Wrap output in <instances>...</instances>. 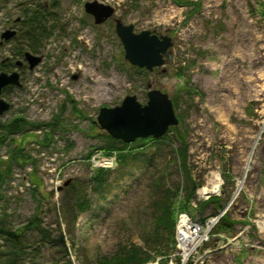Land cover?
Instances as JSON below:
<instances>
[{
	"label": "rangeland",
	"instance_id": "obj_1",
	"mask_svg": "<svg viewBox=\"0 0 264 264\" xmlns=\"http://www.w3.org/2000/svg\"><path fill=\"white\" fill-rule=\"evenodd\" d=\"M90 1L111 6L115 17L133 25L135 33L149 30L171 37L170 64L152 71L131 66L123 59L113 20L96 25L84 12L83 4ZM182 1L190 4L0 0V71H16L21 83L2 89L0 97L9 109L0 115V123L22 117L32 125L25 129L26 137L3 141L0 159H6L16 141L33 160L23 167L14 163L9 177L0 183V214L6 215L2 219L7 226L20 229L40 204L41 227L50 237L40 242V256L29 257L24 264H102L131 245L153 254L149 233L158 215L155 203L165 193L175 199L177 186V198L184 196L185 175L176 155L181 147L197 184L194 202L205 201L201 189L210 188L214 175L221 180L217 191L209 194L220 200L207 203L200 213L190 210L192 218L212 215L237 186L240 196H250L253 203L240 197L229 210L230 219L241 223V206L250 208L251 217L254 198L261 194L257 203L264 201V0ZM33 15L39 27L38 43L32 47L24 32L26 19ZM6 32L13 35L5 40L1 34ZM23 52L40 61L29 69ZM18 61L20 66L15 65ZM150 89L168 95L177 126L160 141L130 143V155L105 171L100 182H91L92 158L107 142L94 124L99 109L118 105L126 95L145 104ZM52 122L56 128L50 141L39 144ZM33 171L40 181L37 188L30 177ZM71 183L74 188L68 190ZM75 198L84 201L83 211L72 207ZM234 226L230 232L215 231L202 251L226 244L216 234L235 236L241 224ZM162 234L155 247L166 252L169 241ZM20 237L31 245L40 240L34 230ZM249 241L247 247L216 253L211 260L252 264L254 257L264 255V239L251 233ZM253 243L259 248H250ZM166 257L163 262L157 254L145 264H182L178 252Z\"/></svg>",
	"mask_w": 264,
	"mask_h": 264
},
{
	"label": "trees",
	"instance_id": "obj_2",
	"mask_svg": "<svg viewBox=\"0 0 264 264\" xmlns=\"http://www.w3.org/2000/svg\"><path fill=\"white\" fill-rule=\"evenodd\" d=\"M172 1L179 6L190 4L189 2H184L182 0ZM194 6L198 8L199 3H194ZM37 21L38 19L35 17V15L29 17V19H26L25 21L27 30L24 32V35L26 36V39L31 42L32 45H29L32 47L38 43L35 32V28L39 27ZM18 52L21 55V51L18 50ZM55 124V122L49 124L50 130L43 133L40 141H37L39 144L44 145L47 144L48 141H50L52 132L56 128ZM28 126L32 125H29L28 122H26L22 117H15L7 122L0 123V145H2L5 139H9L11 141L13 140V137L17 135H21L22 138L26 137L27 135L25 133V129H27ZM169 131L170 130L168 129L166 134H164L157 140L147 138L143 140H136L135 142L143 143L145 141H160L163 138H166ZM105 138L107 140L106 146L101 150L104 155H111L112 152H117L116 154L118 162L123 161L124 157L127 156V154L130 155L128 153L129 144H125L120 140L113 139L108 135H106ZM140 146H142V144H140L138 147ZM21 148L22 147L20 144L16 143V141L13 142L12 149H9L6 159H0V183L4 182L9 177L12 165L14 163L19 165L20 167H23V164L25 162H33L28 154L23 153ZM181 148H179L178 151L176 150V155L179 162V168L182 169L185 175L186 185L184 188V196L182 199L177 198V191L180 189V186H177L175 189V199L171 200V198L168 197L170 199L169 201L165 193V195H163L164 197H160V200L155 203L158 215L155 217L152 230L149 233V237L154 241V250L152 251L153 254L149 253L150 249L141 250L140 248L131 245L128 249L120 251L114 257H110L109 259L102 261V264H145L150 260L152 261L157 254L161 256V260L163 262H166L167 253L174 251L172 240L174 234L173 230L176 220V213L186 212L188 214H191L190 210L193 211L196 209V211L200 213L207 203L212 201L218 202L220 200L219 197L213 196L204 202L197 203L195 207L196 209L192 208L191 199L194 196L197 184L191 178L190 173L186 167V150ZM104 173V169H96L93 177L90 178V181L93 183L94 181L100 182L102 180V177L104 176ZM30 175L31 181L34 183L35 188H37L36 186L40 184L39 179L35 176L34 171L31 172ZM73 188L74 184L71 183L68 187V190H73ZM72 207L75 208L77 212H81L85 209L84 201L80 198H75L74 205ZM40 212L41 206L39 204L35 216L20 229H12L11 227L7 226L5 224V220L2 219L6 215L0 214V240H2L3 243V245L0 246V264H24L25 261L29 259V257L33 259L35 255H39V250L41 248L40 242L44 243V241H47L50 238L48 231L41 227ZM235 223L236 222L232 221L228 215H225L221 219L215 231H230ZM33 230L37 231L39 235V243L36 245L26 244L22 240L20 235H22V233H26L27 231ZM162 233H165L166 238L169 241L167 244L168 246L166 245L164 247L167 253L157 250L158 246L155 247V245H157V239L159 240L161 236H164V234ZM4 245L6 246L5 250ZM68 262H70L69 259L67 263Z\"/></svg>",
	"mask_w": 264,
	"mask_h": 264
},
{
	"label": "water",
	"instance_id": "obj_3",
	"mask_svg": "<svg viewBox=\"0 0 264 264\" xmlns=\"http://www.w3.org/2000/svg\"><path fill=\"white\" fill-rule=\"evenodd\" d=\"M83 9L89 14L93 23L99 25L111 18L114 32L122 44L123 59L131 66L152 71L156 67L170 64L172 54V39L167 35L159 36L149 30L138 33L133 31V25L124 24L115 17L114 10L109 5L97 1L85 2ZM13 32L1 34L2 39H8ZM28 67L33 68L40 58L28 52L23 53ZM20 65L19 62L16 63ZM7 85L19 86L18 74L0 72V92ZM9 105L0 98V115L7 111ZM94 124L106 135L113 139L130 144L137 139L162 137L170 127H175L178 120L173 112L172 102L168 95L157 89H150L146 93L145 104H140L133 95H126L118 105L101 107ZM68 181L63 185H67ZM62 241L61 234L59 235Z\"/></svg>",
	"mask_w": 264,
	"mask_h": 264
},
{
	"label": "built area",
	"instance_id": "obj_4",
	"mask_svg": "<svg viewBox=\"0 0 264 264\" xmlns=\"http://www.w3.org/2000/svg\"><path fill=\"white\" fill-rule=\"evenodd\" d=\"M114 164V157L111 158H102L100 155H95L93 165L94 166H103V167H111ZM242 184V183H241ZM242 189V185H241ZM240 188L237 186L233 190L230 195V198L221 206L220 209L216 211V213L212 216L206 217L203 221H197L195 219H190L185 214H180L177 217L176 227H175V248L178 254L182 257V264L183 260L188 259L186 263L188 264H213L212 256L216 253H224L227 254L228 252H232L233 250H241L249 245V236L251 233H254L258 239H264V201L257 203V199L260 200V197H263L259 194L256 198H254V213L251 215L253 220L250 217V208L246 209V207L241 206V226H239L238 232L235 236L230 238L226 237V235L216 234L218 237L225 239L226 244L224 245H217L214 244L212 248H208L205 251H202V248L205 247L211 237H213V230L215 226L219 223V220L229 214V210L235 206V201L238 199L246 200V203L251 205L253 203L252 198L249 199L248 196H244L241 193L240 196ZM264 194V193H263ZM209 194H205L204 198H207ZM248 197V199H247ZM240 216V215H239ZM185 217L186 220L190 222L192 235H191V247L189 249H184L181 245V238L179 235V224L182 219ZM252 222V223H251ZM250 229H252L250 231ZM256 244L250 246V248H254ZM259 248V247H256ZM264 250V249H263ZM202 251V252H201ZM201 252V253H199ZM185 263V264H186ZM224 261L216 262L215 264H225ZM252 264H264V255L262 257L253 258Z\"/></svg>",
	"mask_w": 264,
	"mask_h": 264
},
{
	"label": "bare ground",
	"instance_id": "obj_5",
	"mask_svg": "<svg viewBox=\"0 0 264 264\" xmlns=\"http://www.w3.org/2000/svg\"><path fill=\"white\" fill-rule=\"evenodd\" d=\"M86 71V69H84ZM221 183V180L219 179L218 175H214L209 182L210 188H207L206 186H203L201 189L202 194H208V193H215L217 189L219 188ZM125 201L123 200L120 204H124ZM118 205L114 209L119 208ZM126 206V205H124ZM179 235L181 238V245L183 246L184 249H189L191 247V235H192V229L190 222L186 220L185 217H182L180 224H179ZM151 264H159V263H151Z\"/></svg>",
	"mask_w": 264,
	"mask_h": 264
},
{
	"label": "flooded vegetation",
	"instance_id": "obj_6",
	"mask_svg": "<svg viewBox=\"0 0 264 264\" xmlns=\"http://www.w3.org/2000/svg\"><path fill=\"white\" fill-rule=\"evenodd\" d=\"M152 33H153V32H152ZM165 65H166V64H165ZM165 65H164V66H165ZM133 67H135V66H133ZM136 68H138V67H136ZM139 69H144V68H139ZM144 70H145V69H144ZM146 71H147V70H146Z\"/></svg>",
	"mask_w": 264,
	"mask_h": 264
}]
</instances>
